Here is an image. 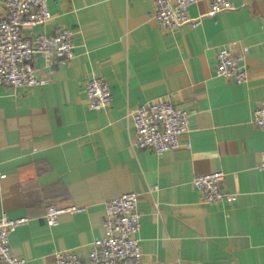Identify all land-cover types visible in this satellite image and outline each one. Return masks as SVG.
I'll return each mask as SVG.
<instances>
[{
	"label": "crops",
	"instance_id": "1",
	"mask_svg": "<svg viewBox=\"0 0 264 264\" xmlns=\"http://www.w3.org/2000/svg\"><path fill=\"white\" fill-rule=\"evenodd\" d=\"M229 1L232 9L209 14L197 0L188 8L195 28L165 30L151 0H48L50 20L22 29L73 30L74 57L61 65L34 54L45 85H0V215L28 218L9 234L14 254L29 264H52L65 250L86 258L104 235L105 203L135 192L142 264H264V129L252 123L264 101V0ZM230 42L232 52L247 48L241 84L215 74L217 50ZM92 76L110 88L107 110L86 104ZM157 100L186 110L191 124L181 147L160 155L135 146L131 120ZM214 172L233 203H205L193 187L194 176ZM49 205L81 209L48 226Z\"/></svg>",
	"mask_w": 264,
	"mask_h": 264
},
{
	"label": "built area",
	"instance_id": "2",
	"mask_svg": "<svg viewBox=\"0 0 264 264\" xmlns=\"http://www.w3.org/2000/svg\"><path fill=\"white\" fill-rule=\"evenodd\" d=\"M152 16L165 30H175L184 24L195 28L198 18H191L188 8L197 0H151ZM209 14L233 8L229 0H207ZM51 18L48 0H5L0 15V85L13 88L43 86L46 79L37 76L33 66L34 54L42 55L50 63L64 65L74 57L73 30L56 29L52 34L25 35V26L36 27L46 24ZM234 42L218 48L215 74L230 79L236 84L247 78L244 58L247 48L232 52ZM86 104L91 110H107L112 95L107 83L92 76L84 84ZM134 125V144L140 149H149L155 154H164L181 147L180 135L191 130L190 115L170 101L157 100L135 108L131 113ZM252 123L264 129V101L254 109ZM188 148L189 146L186 145ZM257 169L264 173V157ZM0 175V178H4ZM223 172L196 175L192 185L203 202L215 204L225 199L236 200L231 193L221 188ZM139 194L123 193L105 203L102 226L104 235L93 242L87 257L79 258L72 251H59L52 264H142L144 253L137 239L141 214L137 209ZM81 208L71 206L57 208L49 205L44 218L48 226H56L58 217L64 212H75ZM28 218H9L0 215V263L29 264V261L13 253L9 234Z\"/></svg>",
	"mask_w": 264,
	"mask_h": 264
}]
</instances>
